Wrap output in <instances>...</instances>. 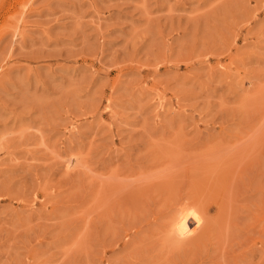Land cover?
<instances>
[{"label":"rangeland","instance_id":"rangeland-1","mask_svg":"<svg viewBox=\"0 0 264 264\" xmlns=\"http://www.w3.org/2000/svg\"><path fill=\"white\" fill-rule=\"evenodd\" d=\"M0 264H264V0H0Z\"/></svg>","mask_w":264,"mask_h":264},{"label":"bare ground","instance_id":"bare-ground-1","mask_svg":"<svg viewBox=\"0 0 264 264\" xmlns=\"http://www.w3.org/2000/svg\"><path fill=\"white\" fill-rule=\"evenodd\" d=\"M71 160H72V159H71ZM71 160H68V162H66V163H68V166H69V167H71V166L73 165V164H72L73 162H72ZM68 169H69V168H68ZM186 216H187V215H186ZM188 216H189V215H188ZM195 219H196V218H195Z\"/></svg>","mask_w":264,"mask_h":264}]
</instances>
